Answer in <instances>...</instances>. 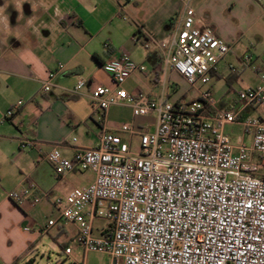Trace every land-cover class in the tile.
<instances>
[{
	"label": "built area",
	"instance_id": "obj_1",
	"mask_svg": "<svg viewBox=\"0 0 264 264\" xmlns=\"http://www.w3.org/2000/svg\"><path fill=\"white\" fill-rule=\"evenodd\" d=\"M196 20L186 5L175 34L154 41L163 66L183 76L190 87L208 84L210 73L218 70L230 50L227 42ZM139 33L147 47L149 38L142 30ZM250 61L248 53L240 58L242 66ZM101 66L114 87L94 84L91 107L105 116L111 106L125 103L134 116L152 115V121L138 127L120 124L119 131L128 139L101 127L94 147L73 149L71 156L54 145L46 151L43 157L57 176L86 171L94 178L88 186L53 197L57 217L46 220L39 231L45 233L59 222L73 224L82 251L106 253L111 264H264V116L241 117L245 106L264 104V70L258 85L237 93L239 105L220 107L210 88L196 99L177 102L154 100L138 90L127 92L121 85L146 67L125 53ZM228 71L238 69L228 64ZM85 83L78 79L73 92ZM49 85L43 83L41 90L47 91ZM21 103L18 100L3 118H10ZM228 124L251 135L250 143L229 138L224 132ZM132 135L137 138L135 148ZM26 147L41 153L37 142L20 143L21 149ZM34 189L29 182L27 190ZM27 190L9 198L20 206ZM40 197L35 194L31 204ZM95 218L107 222L96 235ZM64 252L70 251L66 247Z\"/></svg>",
	"mask_w": 264,
	"mask_h": 264
},
{
	"label": "crops",
	"instance_id": "obj_2",
	"mask_svg": "<svg viewBox=\"0 0 264 264\" xmlns=\"http://www.w3.org/2000/svg\"><path fill=\"white\" fill-rule=\"evenodd\" d=\"M150 1L152 8L148 7ZM186 5L195 12L196 21L228 43L229 52L240 51L235 54L238 71H221L219 62V71L210 73L211 78L224 75L229 80L230 85L218 97L226 100L224 105H239L237 93L258 85L264 70V0H135L129 4L123 0H0V264L48 262L57 244L61 247L55 264H79L74 248L68 245L69 239H75L76 226L72 224L70 237L62 223L42 233L39 230L46 221L39 222L35 214L52 205L53 197L88 186L94 175L82 171L57 176L43 154L53 145L66 156L76 148H92L101 127L120 132V124L109 123L111 107L104 116L89 100L94 84L114 87L101 65L121 53L146 67L144 73H132L121 85L127 92L138 90L154 100L163 97L170 102L198 97L201 90L163 66L161 50L155 44L175 34ZM174 15L179 19L176 25ZM140 30L149 40L144 52L137 54L135 41L143 43ZM245 53L251 61L242 66L240 58ZM80 78L87 83L73 92ZM45 82L49 89L42 91ZM18 100L21 105L5 120L4 114ZM262 106H245L241 117L264 116L259 111ZM142 122L133 113L129 121H123L137 127ZM228 125L239 127L236 136L226 133L224 127L229 138L250 143L251 135H243L239 125ZM120 135L129 138L127 133ZM133 137L136 135L131 140ZM25 141L37 142L41 153L35 147L21 149L20 143ZM29 182L35 184L34 190H27ZM23 190L27 193L19 206L9 196ZM35 194L42 197L32 205ZM26 225L30 230H23ZM44 234L53 241L44 242Z\"/></svg>",
	"mask_w": 264,
	"mask_h": 264
},
{
	"label": "rangeland",
	"instance_id": "obj_3",
	"mask_svg": "<svg viewBox=\"0 0 264 264\" xmlns=\"http://www.w3.org/2000/svg\"><path fill=\"white\" fill-rule=\"evenodd\" d=\"M10 1H12V0H10ZM123 2H124V0H123ZM152 5H153L152 1L148 2V7L149 8H152ZM124 18H125V16H124ZM178 20H179L178 17L176 15H174L173 19H172V23L174 25H176ZM127 22L131 26L132 25L135 26L134 23L131 20H129ZM1 25L2 24L0 22V27H1ZM135 44H136L135 47H136V53L137 54H141L142 52H144L145 48L139 42V40H136ZM239 52H240L239 50H236L234 48L232 52H229L228 54H226L223 57V59L220 60L219 70H221V71L223 69L227 70L229 63L233 64L234 66H238L239 63H238V61H237V59L235 57V54H238ZM244 80H247V77L244 76ZM226 86L227 85H226L225 76L221 75V76H218V77H215V76L212 77L208 84H204L202 82H198V83H196L195 87L198 88L199 90H203V91L206 90L207 88H210L212 93L214 94V96L216 98H218L219 96H221L222 90ZM244 88H246V87H244ZM244 88H242V89H244ZM259 111L260 112L264 111V104H263L262 107L259 108ZM254 115H256V114H254ZM130 117H132L131 109H129V107H127L126 104H122V105H113V106H111L110 116L108 117V119H109V123L113 124V126H117L118 124L123 123V121H129ZM139 118L143 120L141 125H144L147 122L151 121L152 116L151 115L142 116V117H139ZM225 131H226V133H228L230 135L236 136L238 131H239V127H237L236 125H226L225 126ZM124 137L127 138L126 135ZM132 145H133L134 148L137 146L136 137L132 138ZM83 175H85V174L84 173L78 174V177L80 179H82ZM61 196L63 197V195H61ZM51 207H52L51 204L50 205H46V208H44L43 210H40L38 213L35 214V216L37 217L39 222L46 221L49 217H51L52 219H55L57 217L58 212L55 210L54 207H52V209H51ZM60 223L64 224V226L67 229V235H68V237H70L71 234H72V231L74 229L72 224H70L68 222H59V224ZM106 226H107V222L105 220H102L101 218H95L94 221H93V227H94L93 233H97L100 229L105 228ZM42 239H43L44 242L53 241V239L47 234H44ZM68 245L71 246L72 249L74 248L73 249V254H75L77 256L80 264H111V260L112 259L106 253H100V251H90V252H87V253L82 252V250L80 249V246L77 244V242L75 241L74 238L69 239ZM60 247L61 246L59 244H57L55 249L52 252L53 254H51L52 255L51 256V260H49L48 262L43 261L41 264H50V263L51 264H55L59 260V257H60L59 256ZM59 263H57V264H59Z\"/></svg>",
	"mask_w": 264,
	"mask_h": 264
},
{
	"label": "trees",
	"instance_id": "obj_4",
	"mask_svg": "<svg viewBox=\"0 0 264 264\" xmlns=\"http://www.w3.org/2000/svg\"><path fill=\"white\" fill-rule=\"evenodd\" d=\"M226 84L227 85H230V83H229V80L226 78ZM218 105L221 107V106H223L224 105V103L226 102V100L224 99V98H218Z\"/></svg>",
	"mask_w": 264,
	"mask_h": 264
}]
</instances>
